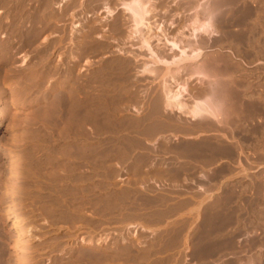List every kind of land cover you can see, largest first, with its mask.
Here are the masks:
<instances>
[{
  "label": "rangeland",
  "instance_id": "1",
  "mask_svg": "<svg viewBox=\"0 0 264 264\" xmlns=\"http://www.w3.org/2000/svg\"><path fill=\"white\" fill-rule=\"evenodd\" d=\"M173 1L146 20L162 52L188 39ZM123 2L0 0V264H264V0L206 53L233 66L229 125L163 110Z\"/></svg>",
  "mask_w": 264,
  "mask_h": 264
},
{
  "label": "bare ground",
  "instance_id": "2",
  "mask_svg": "<svg viewBox=\"0 0 264 264\" xmlns=\"http://www.w3.org/2000/svg\"><path fill=\"white\" fill-rule=\"evenodd\" d=\"M126 1L127 2L125 3L123 2L122 4L128 16V21L131 24L130 25L131 31L126 36H125L126 34L125 33L123 35V38L125 36L126 40L130 38L136 39V40L138 39L139 41L138 43H141V48L144 47V52L147 55L146 60H144L145 62L141 64L140 73L144 75L148 74L149 76L150 75L152 76L154 74L153 77L154 76L156 77L158 74L162 72L161 70H159V66H162L165 68V71H164L165 73L163 72L164 75L161 81H159L160 82L159 83L160 95L162 97L163 108H164L163 110L165 111L168 110V112H175L179 115L181 114L185 115L190 119L192 123H195V122L196 123L197 122L206 123L208 121L209 122L213 121L217 125L218 124L220 125L228 124L229 125V121H231L232 119L231 117H233V115L231 116L230 114H235L234 112L236 109L235 108L236 100L238 99V97H240V95L238 96L239 94L237 92L238 90H236L237 87L236 88L234 87L235 84H233V80L231 81L230 79L232 78L231 77L232 75L228 74L229 73L228 71L233 66L231 65V63L226 61V59H224L221 54L211 57L210 55H207L208 54L207 52L210 49V39L212 36L218 34L220 38L219 39L220 42L222 41L223 37L225 38L228 36L229 31H227L226 29L231 27L230 25H232L231 23L232 18L230 20L228 12L231 9V6L233 7L236 5V2L238 0H182L184 4L182 5L181 9L188 11L190 14L193 15V16L191 15L190 18L186 19L188 20V22L190 21L189 24L187 23H186L187 25L185 24V27H187L186 31L188 32V39H186L187 37H184V38L181 37L183 36L181 35L182 33L181 31L177 32L175 34L176 36L174 35L171 38L166 37V35H164L162 32L163 35H161L162 36L161 39L164 40V45L167 47V49L165 50L166 52H164V50L162 52L161 51L162 49L160 50L159 47H154L155 45L157 46L158 44H155L153 47L151 46L152 36L150 35V31L152 27L150 28L149 23L147 24L146 20L149 19L148 17L150 16L151 12H153V9H154L152 7V5L154 4L153 0H126ZM241 12L243 11H240V13ZM242 16L243 15L239 17V20H241ZM143 25H144L143 27L144 29L142 30L141 27ZM185 27H183L182 25L181 26L182 30H185L186 29ZM224 28H226L225 29L226 31L223 30ZM160 29L161 28H159V31L156 29L155 30L156 32L157 31L160 32L161 31ZM123 32L124 31H122V34ZM240 34H239V38L242 37V35ZM155 38H158V37H155ZM156 40L158 41V39ZM167 74H169L168 78H165ZM180 74L181 76L186 77L182 81H179L178 79ZM160 76L162 75L160 74ZM191 78L192 79L197 78V81H198L197 83L198 88L194 91V93H190L191 89L188 87V84H187V81ZM238 105L239 104H237V106ZM240 106L241 105H239V108ZM236 113H237V110H236ZM239 114L237 116H234L233 120L234 119L236 120L237 117H240L241 114L240 115ZM230 125H231V122H230ZM57 168H59V166ZM1 191L2 190H0V192ZM1 198L2 197H0V199ZM13 228L15 227L13 226ZM2 231H1V234H3ZM2 237L3 236L0 237V240L2 239L3 241L4 237L3 238ZM16 237H17V240H16L17 243L20 244L21 236L19 235L17 236L16 234ZM5 241L7 242V239ZM4 245H8V244L4 243ZM15 245L14 247H16ZM0 248L2 249V247ZM201 250L199 254H201ZM3 251H0V253H2V257H3V253L5 252ZM203 251L205 252L206 250H203ZM20 253H21V250H20ZM10 254H11V251H10ZM205 255L207 254H204V256ZM18 257L19 256H16L17 262H18ZM22 257H25V256H22ZM5 258L1 262L5 261ZM8 258L10 259V257ZM20 260L22 262V259ZM247 264H253V261L250 260L249 262H247ZM259 264L261 263L259 262Z\"/></svg>",
  "mask_w": 264,
  "mask_h": 264
},
{
  "label": "flooded vegetation",
  "instance_id": "3",
  "mask_svg": "<svg viewBox=\"0 0 264 264\" xmlns=\"http://www.w3.org/2000/svg\"><path fill=\"white\" fill-rule=\"evenodd\" d=\"M225 39H227V38H225ZM223 41V40H222ZM222 41H221V43H222Z\"/></svg>",
  "mask_w": 264,
  "mask_h": 264
}]
</instances>
